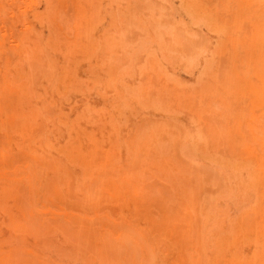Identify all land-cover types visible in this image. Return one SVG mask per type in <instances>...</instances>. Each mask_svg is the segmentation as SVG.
Returning a JSON list of instances; mask_svg holds the SVG:
<instances>
[{"label":"rangeland","instance_id":"obj_1","mask_svg":"<svg viewBox=\"0 0 264 264\" xmlns=\"http://www.w3.org/2000/svg\"><path fill=\"white\" fill-rule=\"evenodd\" d=\"M67 2L0 0V42L25 49L0 63V264H264L243 146L174 101L223 37L180 0Z\"/></svg>","mask_w":264,"mask_h":264},{"label":"bare ground","instance_id":"obj_2","mask_svg":"<svg viewBox=\"0 0 264 264\" xmlns=\"http://www.w3.org/2000/svg\"><path fill=\"white\" fill-rule=\"evenodd\" d=\"M69 1L75 15L81 17L84 11L80 0ZM180 1H184L188 11L194 12L195 16L197 14L198 17L207 19L211 30L219 34L220 41L222 37L223 40L211 51H208V43L196 49L199 53L206 47L205 50L211 53L214 70L208 75L209 81L193 94L176 95L175 105L178 108L182 106L184 110L181 111H187L191 118L197 120L195 122H200L202 128L199 127L202 131L206 130L207 137L215 147L222 145V140H225L230 154H235L236 148L243 146L238 155L251 161L255 169L252 182L258 185L256 195L260 199V204L252 212L253 221L246 229L260 235L264 246V129H258L264 120V0ZM64 2L68 3L67 0ZM25 13L23 11L22 14ZM41 17L37 16L42 24ZM21 22L26 25L27 36L24 42L28 43L32 38L30 24L26 19ZM57 28L60 29L59 26ZM24 52L25 49L19 42L8 45L0 42V63L6 61L9 64V53L17 60L23 57ZM248 101L250 116L247 117L240 109ZM216 103H221L222 110H215ZM7 109H4L3 104L0 105V118L8 115ZM210 118H215V122H209ZM216 118L222 124L217 125ZM247 120L253 126H247ZM245 127L251 134L249 137L245 133ZM245 217L242 215L241 218ZM51 219L57 221L55 218ZM66 222L69 221L65 220ZM12 224L10 231H17L19 228L14 225L13 220ZM56 227L61 230L65 228L61 223Z\"/></svg>","mask_w":264,"mask_h":264}]
</instances>
